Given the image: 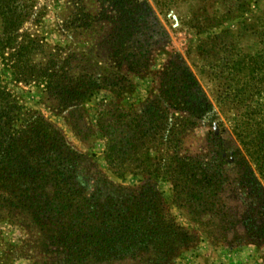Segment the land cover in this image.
Masks as SVG:
<instances>
[{
	"label": "rangeland",
	"instance_id": "374dc122",
	"mask_svg": "<svg viewBox=\"0 0 264 264\" xmlns=\"http://www.w3.org/2000/svg\"><path fill=\"white\" fill-rule=\"evenodd\" d=\"M138 2L147 7V26L139 30V37H149L144 44L151 51V73L144 80L130 74L137 88L126 100L144 96L146 83L158 85L160 74L155 72L175 60L192 73L215 118L198 121L183 134L179 156L184 160L165 156L154 160L162 172L157 176L127 173L119 178L107 166L106 140L94 126L98 106H107L114 94L102 90L84 104L85 119L79 121L88 136L84 139L48 92L42 75L49 69L75 78L108 76L115 64L113 21L129 6L135 5L136 13ZM259 54H264V0H0V88L17 101L24 117H39L85 155L75 175L82 188L91 192L98 181L107 189L121 186L127 189L124 194L140 199L142 208L149 207L162 226L164 237L149 248L88 264H264V173L235 129L242 113L236 100L243 97L241 88L246 85V95L253 97L255 127L264 126V110L254 107L264 100V79L245 84L250 69L238 72L237 66L240 61L251 66ZM19 72L27 79L17 78ZM152 145L153 158L165 150L161 143L146 146ZM217 162L222 164L223 184L216 211H191L188 203L181 207L174 202L173 183L162 170H175L182 163L212 168ZM102 176L114 184L107 185ZM16 177L0 164V264H72L60 255L58 242L36 214L40 188L34 197L28 180Z\"/></svg>",
	"mask_w": 264,
	"mask_h": 264
},
{
	"label": "trees",
	"instance_id": "16d2710c",
	"mask_svg": "<svg viewBox=\"0 0 264 264\" xmlns=\"http://www.w3.org/2000/svg\"><path fill=\"white\" fill-rule=\"evenodd\" d=\"M136 6V13L133 11L135 5L129 6L113 21L111 38L115 64L108 76L84 74L75 78L68 72L60 74L49 72V69L42 75L48 92L56 96L67 116L72 117L80 135H85L79 126V121L85 119L84 104L102 90L114 94L115 99L107 106H98L94 126L106 140L107 166L119 178H125L127 173L157 176L162 172L154 166V160L165 156L184 160L179 156L183 134L198 121L212 122L215 118L211 104L192 73L187 67L177 65L175 60H171L162 72H155L160 74L158 85L146 83L144 96L131 102L126 100L133 97L137 88L129 79L130 74L144 80L151 73L148 71L151 51L144 44L149 37H139V30L147 26V7L143 2ZM133 44H138L137 48H131ZM251 63V66L244 61L237 63L238 72L250 69L246 75L250 79H245L244 83L262 82L264 54H259ZM16 76L27 79L22 72ZM246 86L241 88L243 97L236 100L242 113L236 117L235 129L264 173V126L259 123L255 127L250 103L253 97L246 95ZM256 105V109L264 110V100ZM50 129L39 117H24L17 101L0 88V164L12 169L16 179L26 178L32 185L34 197L40 188L38 194L42 201L35 213L46 224L49 237L58 242L62 251L59 253L64 259L73 261L72 264H88L92 259L117 260L135 255L152 246V241L164 237L162 226L156 224L150 208H142L135 195L124 194L127 189L121 186L107 189L102 181H98L91 192L82 188L75 175L78 161L85 155L77 153ZM86 137L87 134L84 139ZM147 143H161L165 150L157 151L153 158L150 153L154 146L148 147ZM162 171L163 177L173 183L174 202L179 206L188 203L191 211L192 208L216 211L223 184L221 163L217 162L212 168L182 163L175 170L168 167ZM102 178L107 185L114 184L107 177ZM115 189L120 196H114Z\"/></svg>",
	"mask_w": 264,
	"mask_h": 264
}]
</instances>
